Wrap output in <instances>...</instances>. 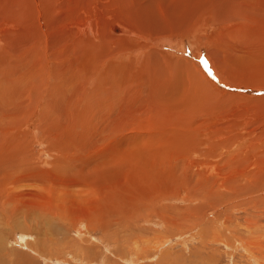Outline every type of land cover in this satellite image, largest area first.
<instances>
[{
    "label": "bare ground",
    "instance_id": "bare-ground-1",
    "mask_svg": "<svg viewBox=\"0 0 264 264\" xmlns=\"http://www.w3.org/2000/svg\"><path fill=\"white\" fill-rule=\"evenodd\" d=\"M28 1L30 0H0V170L4 168L5 165H8L6 161V157H8L9 155L11 156L10 151L13 149L14 145L16 144H19V146L23 145L22 140L20 141L17 140V136L24 134L22 129L24 128L25 125L27 127L26 121L34 116V108L37 110V107H32L31 109L30 107L33 104V100L36 99L34 103L36 106L43 99V91L41 90V85L44 84L45 82L47 83V81L49 80L48 78L53 79V82L51 83L58 82L59 84L60 82L59 86H61L63 93L66 96L74 97L76 95V97L78 98V102L76 101L77 100L76 99L75 100L76 104L74 105L72 104L74 106L72 107V109L74 108L78 109V107L81 106L80 108H82V110L81 109L80 111L77 110L78 114L85 110L88 113V110L90 109L89 107H87V105H89L88 103H93L92 104L93 106L101 107L100 109H104L107 106H111L113 105L112 104L113 99L118 98L121 95L120 93L123 94V99H125L126 96L139 97V93L144 94L146 92L149 93V94L146 93L148 94L149 97V95H151V92H154V94L157 96L158 99L164 100V103L161 104L163 105L162 106L163 108L160 107L161 109L165 110L167 108L166 103L170 105H172V103L174 105H178L181 107L182 110L184 108L183 106L187 104L189 105V107L188 109L186 107V109L180 112L178 116H174V115L170 116L171 113L168 114V112H166L168 111V109L166 111H163L161 114H157L159 113V110H157L158 111L157 113L152 112V114L155 113L152 116L149 113L152 110L148 111V109L144 108L142 111L143 114L142 116L141 115L135 116L133 118H130L128 121H125V123L121 122L117 125L114 124L115 123L114 122L110 126H113L112 128L114 129L118 126L121 129V131L118 128L116 129L115 131L116 135L123 134L124 132L123 128L126 129L127 127L129 128L127 129L130 130L131 133L132 132L137 133L135 131L140 132L142 128L155 127L152 129L158 131L160 127L162 126L164 128L166 127L165 129L167 130V132L164 131V134L166 133L168 137L164 139L163 138L158 139L156 143L152 142L151 145L155 147V150H156V146H163L164 148L166 147V151L164 153L162 152V150H160L161 154L163 153L162 162L167 160L169 164V162L174 160L173 163H175V165L174 166L172 165L173 167H171V169L173 168V170L174 169L176 170V171L174 170L175 174L178 173L180 181H178L177 183L175 180L174 181L175 185H172L174 183L171 184L172 187H168L166 185V188H160L161 190H159V188H154L151 190H149L148 188L141 189L142 191V193L140 192L141 195L139 196V194L137 193L136 195L139 197H137L136 195L133 196L131 202H129V204H127L126 206L137 207L138 202L141 199L142 202L139 203L140 204L142 203L141 206L143 208H140L139 206L140 204H139L138 206L140 209H138L134 213H132L131 211L129 215L132 216L133 218L129 220L137 221V219L143 215V216H147L148 217L147 219L153 221L155 217L161 216L164 221L163 228L165 232L168 231L169 233L172 230L176 229L179 230L181 234L184 231H193L194 228L196 229L200 228L201 225L197 223L198 221L197 219L199 218L201 211L206 205L205 204L206 201H211L212 203L215 202L216 204L218 203L216 202L217 201L216 199L219 198L222 200V203L217 204V206L213 209V214L215 215V218H219L220 212L222 211L224 212V210L225 211L229 210L230 212L228 218L230 219V214L237 213L238 208L241 207L240 205H243L244 208L250 206L256 210L257 209L259 210L261 207L264 208L263 206L264 195L262 194L264 193L263 190L264 188L261 187V185H263L262 181L264 179V143L263 145L262 142L261 145L259 144V146H262V150H260L261 155L260 154L257 155L256 156L257 158H255L257 160L254 159L252 161L253 164L251 168L250 167L246 168L247 165L246 162L248 161H246V159L244 158L245 159L244 161H246L244 162L242 158L245 155L250 154V151H246L247 149L246 150L243 149V154H241L239 151L238 154L240 153L241 155H238L237 151L233 149L235 148L234 146L236 144L235 143L236 140L238 142L239 136L242 134L241 132H243L241 130L240 131L241 134H239V130L241 129L242 125L239 127L240 129L238 131L236 129L239 123L238 118L242 119L241 113L239 112L233 113L232 110V112L229 113V116L224 114L222 115L224 116L222 118L221 115L219 114L220 112L219 108L224 106L227 107V105H221V104L218 105L217 102L215 103L212 100L213 97H215L216 94L219 93L224 94L225 96H227V98L230 99L231 97H239V98L242 97L244 98V100L247 98L248 99L253 98L251 96L247 97L238 94L240 92L247 94L251 90L249 89L247 90L246 88H240L239 90H237L236 88L224 83V81H227L235 85L249 84L252 85L251 87H253L254 85L258 89H256V91L253 90L254 91L253 93H260V94L264 93V76L262 75V77H256V78L248 77V76L247 77L240 76L242 74V69L237 66V64L239 63H244L245 59L248 62L247 59H249L250 57L248 53L255 54L258 51L257 46L259 43L256 40L259 39V42L263 40L262 37H264V0H213L212 2L210 1L209 6H207V3L205 5H202L199 8L198 13L197 11H195L196 9L194 10L196 12V13L194 12L195 13L194 15L190 13L193 16L190 23H188L189 22L188 21L185 25H182L183 23L181 24L178 22V25H176L175 24L176 22H172V25L175 27L173 29H169V27H172L170 26L171 24H169L170 21H168L169 27L167 28L164 27V29H162L161 27L157 26V28H155L157 35L156 33L154 34L155 36H158L159 33L163 34L165 38L163 40L161 36L162 42L165 45H167L168 48L167 51L166 50L165 52L162 51L160 52L159 55V57L163 55L161 57L164 58V60L162 61L163 63L161 62L162 67H159L161 65L158 66L157 64L160 62L159 60L157 61V59L155 60L154 58L153 59L155 61L152 60L154 61L153 63H156V65L159 67V70L157 66L154 67L151 64V60H150V58H152L151 50H153L152 47L150 48V46L152 43L151 41H153V37L150 34L152 31L149 30L146 24L150 23L151 21L148 22L149 21L148 20L147 23L145 22L146 20L144 19V21L139 20L138 23L133 18H131L130 16L131 14H129L131 12L128 10H122L117 12L115 9L117 13L115 11L114 12L106 11L102 9V7L105 6V4L103 3L102 4L104 6L101 5L102 0L101 1L71 0L73 1V3L71 2L72 4H69L68 0H31L30 3L27 5ZM99 1L100 4L98 3ZM166 1L163 2L166 3ZM106 2L108 1L106 0ZM111 2H115V0H112ZM154 3L149 5H154ZM161 3L162 1H160V4ZM114 4H116V2ZM180 6L182 5H179L178 7ZM185 6L186 5L182 7ZM164 7L162 6L163 10H165ZM203 7H205L206 9H204ZM151 8L153 9L155 7H151ZM151 8L148 7L147 9H151ZM187 8H191V7H187ZM140 9L143 10L141 6ZM189 11H191V9L190 10L188 9L187 12ZM160 15L163 14L160 13ZM168 15L166 14V16ZM188 15L189 13L188 14L186 13V16ZM165 19L168 20L167 17ZM160 22L162 21L160 20ZM202 26L204 27L202 28ZM248 26H250L253 29V32H250V30L247 28ZM209 29L211 31V34L210 35L208 34L209 37H207L206 31ZM176 32L179 33L181 32L183 35L186 34L189 38L193 37L196 34L199 35L200 33L201 36L199 38L197 37V41L200 46H202L205 43V41L208 39L207 40L209 42L208 46L213 47L210 48L208 54L210 55L211 60L213 61L214 67L220 72V76L223 79L222 81L220 80L221 78L220 79L217 78L215 72L213 74L212 72L209 73L208 70H206L208 68H211V66L208 63L205 56L203 57V55L197 51L199 49L196 50L197 52L196 55L194 56V59L191 60L192 62L182 57H181L182 59L174 58L173 55H176V53L178 52L176 50H180L179 54L181 55L182 52L181 43L183 41L181 36L180 39L178 37H175ZM167 33H170V35L173 34L174 36L167 35ZM156 39H160V38L156 37ZM54 40H59L60 42H62L63 40L66 42V44L63 43L59 44L60 49H58L56 48L58 42H54ZM251 41H253V44ZM50 42L51 44H49ZM52 43H54L55 45L54 49L51 46L53 45ZM194 43L196 44V42ZM68 44H70L71 49L69 48ZM252 45L255 47L254 49L252 48ZM149 48L151 49L150 51ZM69 50H71L70 53ZM155 52L153 53L155 54ZM157 53L159 52L157 51ZM59 54L61 56H59ZM155 55L158 56V54ZM48 56H50V58ZM64 56L67 58H64ZM78 57L79 59L77 60ZM250 58H252V56ZM172 59L177 60L176 64L178 63V65L180 66L179 68H182L183 71H185L184 73L185 75H183L182 78L184 77L186 78L184 82H187L186 84H188V86L181 85L180 87H176V86L173 87L174 84L172 82L174 81L172 78L173 75L171 76L170 72L169 74L166 73V71L170 70V66L172 65V63L175 64L174 63L175 60L172 61ZM56 67H59V70L61 68V71L63 70L62 74L61 73L57 74L58 71H56ZM135 68L137 69L136 73L133 72ZM161 68L164 71L163 76L159 72ZM235 70H237L238 72H235ZM251 72H253V70ZM65 74L69 76L70 78L69 81L61 77L62 75L63 77L66 76ZM53 85L51 84L50 87L51 86L53 87ZM167 88H170V90L172 91L171 92L168 89L169 92L167 93L169 94V96L165 92ZM234 91H238V93H235ZM50 92L52 93V90ZM117 92L119 94H117ZM173 93L174 96H172ZM49 95L45 94V101L43 100L44 103L41 104L42 106L40 108H38L40 114L37 115L36 117L34 116L35 129L33 128L31 132L34 134H40L41 131L42 135L39 136L36 140H33L32 143L34 142L37 144H44V141H47L44 138L47 139L48 136H50V135L48 136L44 135L45 131L42 129L44 128V124L41 123L42 111H46L47 106L50 104H56L60 102L59 104L63 105V103L66 104L67 102L65 101L61 103V100L57 102L55 101L56 100L55 98L57 97L54 96V100L52 101L53 103L52 102L50 103L49 101H47V99L48 97L52 98L53 96L52 95L49 96ZM254 98H256L257 100L259 98L260 100L261 98L264 97H254ZM230 99L227 101L225 98L228 104L229 101H231ZM63 100L64 98L62 99V101ZM72 100L74 99L72 98ZM222 100L223 98L218 102ZM239 101L237 100V102ZM206 103L207 105H205ZM241 103L243 104L245 102H241ZM222 104H224L223 101ZM64 106H68V105H64ZM241 106H239V108ZM62 108L64 107L62 106ZM67 108L68 109L64 111L65 115L63 112V116L65 120H71L73 119V115L71 116V114L73 113L74 110L70 111L71 108L69 107ZM228 108L229 105L227 107V110ZM241 109H246L244 108V104ZM76 113L77 112L74 113L75 114L74 117L77 115ZM164 113L165 115L160 117V115ZM97 115H93V116H97ZM132 115H136V114L133 113ZM152 117L160 118L161 120L154 121V119H151ZM253 121H251L252 122L251 124H253ZM105 122L106 123L103 125V129H104L103 131H105L104 138L107 137V133H108L106 132L108 123L107 121ZM254 128L252 129L254 130ZM107 130H109V128ZM145 131L146 130H144V132ZM152 134L155 136L154 131L152 132ZM243 134H245V132H243ZM66 137L69 138H67L65 142L63 141L64 140L63 137H62L63 140L61 138H60L61 140L57 138L53 140L51 137L50 138L51 140L48 138L50 141L47 142L48 143L47 147L50 148L51 151H55L57 153V156L58 157L61 156L63 159L68 158L69 155H70L69 157H73L74 155L73 152L76 151L73 149V146L78 145V142L77 143L74 142L77 140L73 134L68 135ZM148 137L154 138L147 136V139ZM144 141L146 142L147 146L150 145V143L148 144V141L146 139ZM66 143H68V146L64 148V144ZM97 144L94 143L95 146ZM102 146L100 147V144L97 145V147H99L98 148L99 150L98 151L92 150L93 153H91V155L95 153L96 154L99 153L100 155L101 152H105L106 147L102 148ZM78 149L81 148H77V150ZM50 150H47L46 153H50ZM70 150L73 152H70ZM17 154H21V153L19 152ZM77 158L78 157H76V159ZM25 159L27 161V158ZM52 159L54 158L52 157ZM32 160H34V157ZM242 161L246 163V165ZM35 162L37 163L38 161ZM41 162H43L44 164V160ZM66 164L68 163L66 162ZM34 165L36 166L37 164ZM161 165L163 164L161 163L160 167H162ZM243 165H245V167H243ZM26 167L30 168L31 166L29 165V167L28 166ZM31 168L34 169V167ZM20 169L22 168L20 167ZM20 169L18 168L19 171ZM12 170L14 171L15 168ZM48 171L49 169L46 172L48 173ZM167 172L170 173V171ZM50 173H52V171ZM76 173H73V175ZM6 174L7 173H4L3 175L6 176ZM12 174L13 173H11V175ZM70 176L71 177L69 176L67 177V179L69 178L68 179L69 182L67 181L68 183H66L68 188L72 187L73 185H76V183L78 182L77 181L78 179H76L78 178L76 177L77 175L75 176L76 178H74V176L72 177V175ZM84 178H86L85 175ZM174 179H176V177ZM84 181L85 179H83V182ZM7 183L9 182L7 181ZM7 183L4 181L3 185L7 186ZM0 186L2 185L0 184ZM241 188L245 189L244 192L245 193L247 192L246 195L245 193H243ZM105 192L106 194H109L110 191H105ZM51 193L55 195L54 196L53 194H51V198H52V196L56 197V193L58 192H56L55 190L53 192L51 191ZM257 195L258 197L256 198ZM93 199L95 201L98 200L93 197L92 198L90 197L87 200L88 204L90 202V206L88 205V209L91 215H87L86 217L82 215L80 216L78 215L79 219L77 220L76 218V220L78 221L77 223L78 225L84 224L85 222L87 225L88 220L89 221L97 220L100 222V218L96 217L94 212L100 213L99 210L102 209V207H100V205L91 206ZM167 200L181 201L186 203V206L183 208H166L162 203H160V201H167ZM77 213L79 212L77 211ZM4 215L3 217L5 218L7 217L9 219L11 214L9 215L6 214L7 216ZM103 222L101 221L100 223ZM77 224L76 227H78ZM108 224H100V227L108 228L111 226V225L109 226ZM206 227L200 228L198 230L199 231L198 233L199 234L204 233ZM121 231L123 230L121 229ZM134 236L136 235L134 234ZM156 238L157 237H154L151 240L153 242H151L149 238L145 240L144 241L145 245H143L144 247L143 250L146 251V247L152 245L156 246L158 244ZM132 243L136 244V252H138L139 240L133 239Z\"/></svg>",
    "mask_w": 264,
    "mask_h": 264
},
{
    "label": "rangeland",
    "instance_id": "rangeland-1",
    "mask_svg": "<svg viewBox=\"0 0 264 264\" xmlns=\"http://www.w3.org/2000/svg\"><path fill=\"white\" fill-rule=\"evenodd\" d=\"M30 1H28L27 5L30 3ZM100 1L98 2L99 4H100ZM107 1L108 2H106V0L101 1L102 6H104L103 4H105V6L102 7V9L106 11L114 12L115 9L117 12L122 11V10H128L131 12L129 13L131 14L130 15L131 18H133L138 23H139V20L144 21V19L146 20L145 22H147L148 20H149L148 22L151 21L150 23L147 22L148 24H146L149 30L152 31L150 34L153 37V41H151L153 45L150 42L151 43L150 48L152 47L153 50L149 48V51L151 50V55H152L151 56L152 58H150V60H151V64L154 67H156L157 65L156 63H153V62L156 59L157 61L159 60L160 62L157 64L158 66L161 65L159 67H162V63H163L162 61L164 60V58L161 57L163 55H161L160 57L159 55H160V52L162 51L165 52V50L167 51L168 48H167V45H165L162 42L161 36L163 40L165 38L163 34L159 33L158 36H155L154 34L156 33L155 28H157L158 26L164 29V27L167 28L169 27V24H171L170 26L172 27H169V29H173L175 27L172 25V22H176L175 23L176 25H178V22L181 24L183 23L182 25H185L188 21H189L188 23H190L191 19L193 18L192 15L196 13L195 11H197L198 13L199 8L202 5H205L207 3V6H209L210 1L212 2L213 0H192V1L191 0H167V1L166 0H157V1L156 0H145L146 2L144 0H133V1L115 0L116 4H114L115 2H111L112 0H107ZM153 1L154 2L156 1V2L154 3ZM160 1H162L161 4H160ZM163 1H166V3ZM176 1L178 4L176 3ZM71 2L73 3V1L68 0L69 4H72ZM152 3H154V5H149ZM161 5L163 7L165 5L164 7L165 10H163ZM171 5H172V8H171ZM179 5H182V6L186 5V6L178 7ZM140 6L141 8H143V10L140 9ZM150 6L155 7V8L152 9ZM148 7L151 9H147ZM187 7H191V8H187ZM145 8L147 9V11ZM203 8L206 9L205 7ZM188 9L189 10L191 9L192 12L191 11L187 12ZM160 13L163 15H160ZM186 13L187 14L189 13V15L186 16ZM166 14L167 15L169 14V15L166 16ZM164 17L165 18L167 17L168 20H166ZM158 19H160L163 23L160 22V20ZM168 21H170V23ZM149 24L150 25L152 24L151 28ZM203 27L204 26H202V28ZM247 28L250 30V32H253V29L250 26H248ZM178 33L179 32H176L175 37H178L180 39V36H181V38L183 39L181 43L182 52L180 55L179 54L180 50H176L178 51L177 52L178 54L176 53L177 56L173 55L174 58L177 59V58L182 57L184 59L191 61L194 59V56L196 55V52L198 51L200 54L203 55V57L205 56V58L207 59L208 63L210 64L212 68V69L208 68L206 70H208L209 73L212 72L213 74L215 72V74L217 75V78L220 79L221 78L220 72L214 67L213 61L211 60V57L208 54V51H210V48H213L212 46H208L209 45V42L207 41L208 39L206 40L207 42L205 41V43L202 46H200L197 41V37L199 38L201 36L200 33L198 35L196 34L197 33L196 32L195 33L196 35H194L191 38H189L186 34L183 35L181 32L179 34ZM208 34L209 35L211 34L210 29L206 31L207 37H209ZM167 35H170V33H167ZM170 36H174V35L171 34ZM156 37L160 39H156ZM262 39L263 40L260 39L261 40L260 42H259V39L258 40L255 39L259 43L257 46L258 51L255 54L248 53V55H250V57L252 56V58L249 57V59H247L248 62L245 59L244 63L237 64V66L242 69V74L240 76H244V77L248 76V77H254V78L262 77V75L264 76V52H263L264 51V48H263L264 47L263 46L264 37H262ZM51 42L49 44H51ZM54 42H58L57 47H56L58 49H60L59 44L61 43L66 44V42L63 40L62 42H60L59 40H54ZM194 42H196V44ZM251 42L253 44V41ZM52 44L53 45L51 46L54 49L55 45L54 43ZM68 45L70 48L71 47L70 44ZM252 48L254 49L255 47L252 45ZM70 51L71 50H69V53ZM152 51L153 52L156 51L155 54H158V56L155 55ZM157 51L159 53H157ZM59 56L61 55L59 54ZM48 57L50 58V56ZM64 58H67V57L64 56ZM78 59L79 57L77 58V60ZM174 60L175 59H172V61ZM176 62L177 60L174 61L175 64L172 63V65L170 66L171 71L168 70L166 71V73L169 74L170 72V75L171 76L173 75L172 78L174 81L172 82L175 84V85L173 84V87L174 86L180 87L181 85L188 86V84H186L187 82H184L186 78L185 77L182 78L183 75H185L184 74L185 71H183L182 68H179L180 66L178 65V63L176 64ZM159 67H158V70H159ZM246 70L247 71L249 70V71L247 72ZM252 70L253 72H251ZM56 71H58L57 74L59 73L62 74L63 70L61 71V68L59 70V67H56ZM136 71L137 69L135 68L133 72L136 73ZM159 72L162 76L164 75V71L162 70V68ZM235 72H238V71L235 70ZM61 77L67 81H69L70 79L68 75L64 77L62 75ZM48 79L49 80L47 81V83L45 82L44 84L41 85V90L43 91V99L36 106L34 104L36 99L33 100V104L31 105L30 109L32 107H37V110L34 108V116L36 117L37 115H39L40 111L38 110V108H40L42 106L41 104L44 103L45 94L46 95L50 94L53 96V97L51 96L53 99L50 97H48L47 99V101H49L50 103L54 100V96L57 97L55 98L56 99L55 101L57 102L60 100H61V103L67 101L66 104L63 103V105L59 104L60 102L56 104H50L47 106L46 111H42L41 123L44 124V128L42 129L45 131L44 135H47V136L50 135L53 140H55L56 138L59 140L61 139L63 140L64 138L63 140L64 142L66 141L67 138H69L66 136L73 134L77 140V141H74V140L73 141L76 143L78 142V145L73 146V149L76 150L75 152L70 150V152L74 153L73 157H69L70 155L66 159H63L61 156L58 157L55 151H51L50 148L47 147L48 146L47 142L51 140L50 136H48L50 140L48 138L47 139L44 138L45 140H47V141H44V144H37L34 142L32 143V141L36 140L39 136L42 135V133L40 130H39L40 134H34L31 132L33 128L35 129L34 116L26 121L27 127L25 125L24 128L22 129L24 134L21 130L22 134L25 136L23 135L17 136L18 141L22 140V143H23V145H21L22 147L19 146V144L14 145L15 148L13 147V149L10 151L11 156L9 155L8 157H6V161L9 166L5 165L7 169L4 167L6 170L4 168L0 170V184L2 185L0 186V192H1L0 193V264H264V208L263 207H261L259 210L258 209L256 210L250 206L244 208L243 205H240L241 207L239 208L237 207L238 208L237 213L230 214V219L228 218V215L230 212L229 210H226V211L224 210V212L223 211L220 212L219 218H215V215L213 214V209L217 206V204L222 203V200L219 198L216 199L217 200L216 202H218L216 204L215 202L212 203L211 201H206L207 203L205 202L206 205L201 211L199 218L197 219L198 221L196 220L197 223L201 225L200 228H204L207 226L206 229L204 230V233L202 234L198 233L199 232L198 230L200 228H197V229L194 228L193 231H184L181 234L179 230H176V229L172 230L169 233L168 231L165 232L163 228L164 221L161 216L155 217L153 221L150 219H147L148 217L143 216V215L140 216V218H138L137 221L129 220L133 218L132 216L129 215L131 211L132 213H134L138 209L143 208L141 206L142 203L141 204L139 203V202H142L141 199L138 202V205L140 204L139 205L140 208L138 205L137 207L136 206H132V207L126 206L127 204H129V202H131V199L137 193L139 194V196L141 195L142 193L141 189L148 188L149 190H151L154 188H159V190H161L160 188H166V185L168 187H172V185H175L174 181L176 180V182L178 183V181H180V178H179L178 173L175 174L176 170L174 169L175 170L174 171L173 168L171 169V167L175 165V163H173L174 160L171 161L172 163L169 162V164L167 160L163 161L164 163L162 162V158H163L162 154L166 151V147L164 148L163 146H156V150H155V147L151 145L152 142L156 143L158 139H161V138L164 139L168 137L166 133L164 134V131L167 132V130L165 129L166 127L164 128L162 126L159 128L160 130L158 129V131L155 129H152L155 127L142 128L140 132L135 131L137 133H133V132L131 133V131L128 130L129 128L127 127L128 129L123 128V131H124L123 134L116 135V132H115L116 129L118 128L120 131L121 129L118 126L114 129L112 128L113 126H110V125L113 124L114 122H115L114 124L116 125L121 122L125 123V121H128L130 118H133L138 115L142 116L143 115L142 111L144 108L148 109V111L152 110L149 112L152 116L158 112L157 110H159V113L157 114H161L163 111H166L167 109L168 111L166 112H168V114L171 113L170 116H173V115L178 116L180 112L186 109V107L188 109L189 107L188 104L183 106L184 108L182 110L181 107L178 105H174L173 103L172 105H170L166 103L167 108L164 110V109H161L163 108L162 107L163 105L161 104L164 103V100L158 99L157 96L154 94V92H151V95H149V97H148L149 93L146 92L148 94L139 93V97L138 96L137 97L136 96L135 97L126 96L125 99H123V94L120 93L121 97L119 96L118 98L113 99L112 101L113 105L107 106L104 109H100L101 107L93 106L92 105L93 103H88L89 105H87V107L90 108L88 110V113L85 110L86 112L83 111L78 114L77 110L79 111L80 109L82 110V108H80L81 106L78 107V109H75V108L72 109V107H74L73 105L76 104L75 102L76 99H77L76 101L78 102V98L76 97V95L74 97L66 96L63 93L61 86H59L60 82L59 84L58 82L51 83L53 82V79L51 78H48ZM220 80L222 81L223 79L221 78ZM224 83L236 88L237 90H239L240 88H246L247 90L249 89L252 91V92L248 91L249 93L247 94L241 93V92L238 93V91H234L235 93H238V94H241L247 97L248 96L253 97L250 99L247 98L248 100L247 99L244 100V98L242 97L240 98L231 97L230 99V98H227V96H225L224 94H220V93L216 94V96L213 97L212 99L215 103L217 102L218 105L219 104L227 105V107L229 105L228 110L226 106L219 108L220 109L219 114L221 115L222 118L224 117L222 116L224 114L229 116V113H231L232 110H233V113L234 112L241 113L242 119L238 118L239 123L236 129L238 131L240 129L239 127L242 125L241 129L239 130V134L241 133L242 134L239 136L238 142L237 140L235 142V139H234V142L236 144L234 146L235 148L233 149L237 151V154L239 151L241 154H243V149L244 150L247 149L246 151H250V154L245 155L248 157L249 160L245 156L242 158L243 161L245 159L246 161H248V162L244 161L247 163V165L243 161L242 162L246 165V168H249V167L251 168L253 164L252 161L255 158H257L256 157L257 155L261 153L260 150H262V146H259V144L261 145V142H262V145H263L264 143L263 142L264 141V130H263L264 129V122H263L264 121V98H261L260 100L258 98L257 100L254 97H264V93L262 94L253 93L254 92L253 90L256 91V89H258L254 85L253 87L255 88L251 87L252 85H249V84L247 85L236 84L235 85L227 81H224ZM49 84L50 85L54 84V85L53 87L52 86L50 87ZM168 89L170 90V88H167L165 91L166 93L169 92ZM51 90H52V93L50 92ZM117 94L119 93L117 92ZM167 95L169 96L168 93ZM172 96H174V93ZM63 98L64 100L62 101ZM72 98L74 100H72ZM222 98H223L222 101L224 104H222V101L218 102ZM225 98L227 101L229 99L231 100L229 101V104L225 100ZM70 99L72 100V102H75V103H72ZM237 100L239 102H237ZM250 101H251V104H250ZM241 102H245L243 103L244 108L247 109L250 107L249 109H247L248 112L246 109H241L243 107V104ZM64 105H68V106H64ZM169 105L171 106V108ZM205 105H207V103ZM62 106L64 108H62ZM239 106L241 107L239 108ZM67 107L71 108V110L69 109L70 111L74 110L73 113L71 114V116L73 115V119L71 120H65L63 116V112L66 109H68ZM75 112H77L76 113L77 115L74 117ZM152 112H155V113L152 114ZM133 113L136 115H132ZM92 114L97 115V116H93ZM64 115H65V112H64ZM163 115H165V113L160 115V117ZM151 119H154V121L161 120L160 118H154V117H152ZM105 121H107L108 123V126L106 128V132L108 133H107V137L104 138L105 131H103L104 130L103 125L106 123ZM251 121H253L254 125L251 124L252 123ZM255 125H258V126H255ZM253 126L256 128H254ZM108 128L109 130H107ZM252 128H254V130ZM261 128H262V131H261ZM144 130L146 131L144 132ZM241 130L245 132V134H243V132L240 133ZM255 130L258 132H256ZM150 131L152 132L154 131L155 136ZM144 134H147V135H144ZM54 135H55V138H54ZM252 135H254L255 137ZM147 136L154 137V138L148 137L147 139ZM143 139L144 140L146 139L148 141V144L150 143V145L147 146L146 142ZM245 140H246V143H245ZM94 143L96 144L98 143L97 145L100 144V147L103 145L102 148L106 147L105 149L106 151L104 150L105 152H101L100 155L98 152H97L98 154L95 153L91 155V153H93L92 150H95V151L99 150L98 149L99 147H97V145L95 146ZM66 144H64V148L68 146V143ZM77 148H81L82 150L81 149L77 150ZM47 150H50V153H46ZM160 150H162L163 152L162 154ZM16 152L17 153L20 152L21 154H17ZM40 152H43V153H40ZM240 153L238 155H241ZM75 155L76 157H78L77 159ZM33 157H34V160H32ZM52 157L54 159H52ZM25 158H27V161ZM157 158L159 161L157 160ZM166 158H167V155H166ZM22 160L25 161L26 163L23 162ZM43 160H44V164L43 162H41ZM35 161H38V162L36 163ZM27 162L30 164H28ZM66 162L70 166L66 164ZM161 163L163 164L161 165L162 167H160ZM34 164H37V165L35 166ZM29 165L31 167H34V169H32L31 167H30L31 169L26 167V166L29 167ZM245 165H243V167H245ZM18 166H20L22 169H20V167ZM17 167L20 169L21 172L18 170ZM14 168L15 170L13 171L12 169ZM48 169L49 171L47 173L46 171ZM51 171L52 173H50ZM167 171H170V173ZM3 172L7 173L6 176L3 175L4 174ZM11 173L13 174L11 175ZM73 173H76V174L73 175ZM171 173H174V174H171ZM70 175H72V177L74 176V178L78 177L76 178L78 179L77 180L78 182L76 183V185H73L72 187L68 188L66 183L69 182L68 181L69 178L67 179V177L68 176L71 177ZM84 175L86 178H84ZM174 176L176 177V179H174L175 178ZM83 179H85L84 182H83ZM4 181L6 183L7 181L9 182L7 183V186L3 185ZM262 184L264 185V179L262 181ZM263 185H261L262 188H264ZM11 187L13 190L11 189ZM241 189L243 193H245L244 192L245 189L243 188ZM55 190L58 193H56V197L52 196L51 198V194H53L51 193V191L53 192ZM105 191H110L109 192V194L111 193L110 196L109 194H106ZM262 194L264 195V193ZM90 197L98 199L96 201L93 199L91 206L100 205V207H102V209L99 210L100 213L94 212L95 216L100 218V222L101 221L103 222L104 220L105 221L103 223H100L97 220L96 221L92 220L93 222L88 220L87 222L89 224L87 223L86 225V222H85L84 224L78 225L77 224L78 223L77 220L79 219L78 215L79 216L82 215L85 217L87 215H91L88 209V205L90 206V202L89 204L87 203V200ZM257 197L258 195L256 196V198ZM160 203H162L166 208H183L186 206V203L181 202V201L167 200V201H160ZM263 206H264V203H263ZM77 211L79 213H77ZM4 214L5 215L11 214L10 218L8 219L7 217L6 218L3 217ZM76 224L78 227H76ZM100 224H108L109 226L110 225L111 226L108 228L107 227L105 228V227H100ZM121 229L123 231H121ZM104 230L105 231L107 230V231L105 232ZM134 234L136 236H134ZM154 237H157L156 241H158V244L156 246L152 245V246L146 247L147 252L144 251L143 250L144 248L143 245H145L144 241L147 240L148 238L151 241ZM133 239L139 240V243H138L139 251L138 252H136V244L132 243Z\"/></svg>",
    "mask_w": 264,
    "mask_h": 264
}]
</instances>
